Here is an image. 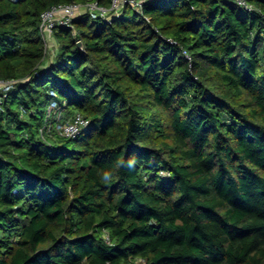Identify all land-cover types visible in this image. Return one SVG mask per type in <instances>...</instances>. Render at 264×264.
I'll return each mask as SVG.
<instances>
[{
	"label": "trees",
	"instance_id": "obj_1",
	"mask_svg": "<svg viewBox=\"0 0 264 264\" xmlns=\"http://www.w3.org/2000/svg\"><path fill=\"white\" fill-rule=\"evenodd\" d=\"M112 1L0 0V264H264V0L82 13L46 62L44 12Z\"/></svg>",
	"mask_w": 264,
	"mask_h": 264
},
{
	"label": "built area",
	"instance_id": "obj_2",
	"mask_svg": "<svg viewBox=\"0 0 264 264\" xmlns=\"http://www.w3.org/2000/svg\"><path fill=\"white\" fill-rule=\"evenodd\" d=\"M154 0H113L109 8L102 7L98 3H90L87 5L69 4L59 5L44 12L41 16V31L47 36H51L54 29L58 25L66 26L71 24V20L82 13H90L96 17H102L103 19L110 20L112 17L120 15L121 11L130 5L136 11L142 12L143 6L147 3H151ZM237 4L245 10L252 11L254 6L250 0H226ZM86 10V12L84 11ZM84 11V12H83ZM171 44H176L175 41L167 40ZM186 54V57L190 60V56ZM16 81L0 80V111L3 108L5 100L9 92L13 89ZM56 104L51 106L52 109H56ZM56 115L57 123L55 124L56 132L63 138L76 139L82 132L87 130L90 126V121L85 119L81 114L77 113L71 117H65L61 112H54ZM52 127L48 128V132H51ZM43 134V131H41ZM137 264H145V261L139 259Z\"/></svg>",
	"mask_w": 264,
	"mask_h": 264
},
{
	"label": "rangeland",
	"instance_id": "obj_3",
	"mask_svg": "<svg viewBox=\"0 0 264 264\" xmlns=\"http://www.w3.org/2000/svg\"><path fill=\"white\" fill-rule=\"evenodd\" d=\"M86 12V10H84ZM83 11V12H84ZM45 44L47 50L46 62H51L57 53V44L52 36H45Z\"/></svg>",
	"mask_w": 264,
	"mask_h": 264
},
{
	"label": "clouds",
	"instance_id": "obj_4",
	"mask_svg": "<svg viewBox=\"0 0 264 264\" xmlns=\"http://www.w3.org/2000/svg\"><path fill=\"white\" fill-rule=\"evenodd\" d=\"M132 165H131V162H129V167H131ZM106 179L108 178L107 176L105 177Z\"/></svg>",
	"mask_w": 264,
	"mask_h": 264
},
{
	"label": "water",
	"instance_id": "obj_5",
	"mask_svg": "<svg viewBox=\"0 0 264 264\" xmlns=\"http://www.w3.org/2000/svg\"><path fill=\"white\" fill-rule=\"evenodd\" d=\"M82 46V44L79 42V47H81Z\"/></svg>",
	"mask_w": 264,
	"mask_h": 264
}]
</instances>
